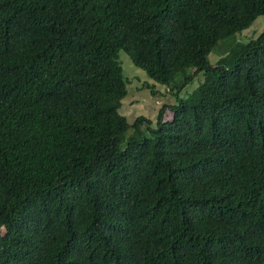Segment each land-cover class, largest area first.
I'll return each instance as SVG.
<instances>
[{
  "label": "trees",
  "instance_id": "trees-1",
  "mask_svg": "<svg viewBox=\"0 0 264 264\" xmlns=\"http://www.w3.org/2000/svg\"><path fill=\"white\" fill-rule=\"evenodd\" d=\"M260 15L0 0V264H264V30L209 59ZM122 49L172 91L204 81L128 135Z\"/></svg>",
  "mask_w": 264,
  "mask_h": 264
},
{
  "label": "rangeland",
  "instance_id": "rangeland-1",
  "mask_svg": "<svg viewBox=\"0 0 264 264\" xmlns=\"http://www.w3.org/2000/svg\"><path fill=\"white\" fill-rule=\"evenodd\" d=\"M263 30L264 15H260L248 28L238 32L233 38L220 42L209 55L211 64H215L220 58L222 44H231L234 40L247 42L257 38ZM119 61L127 80L128 93L122 100L120 113L127 118L130 125L128 135L133 133V124L138 116L149 118L152 126L156 127L158 113L164 105L177 104L179 98H187L204 81V73L198 72L191 82L172 91L169 85L152 78L144 69L136 66L123 49L119 52ZM193 71L195 70H189V72ZM171 117V110L166 109L165 118L171 119Z\"/></svg>",
  "mask_w": 264,
  "mask_h": 264
}]
</instances>
